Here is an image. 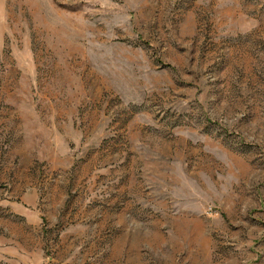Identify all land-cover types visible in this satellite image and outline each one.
<instances>
[{
    "label": "rangeland",
    "instance_id": "1",
    "mask_svg": "<svg viewBox=\"0 0 264 264\" xmlns=\"http://www.w3.org/2000/svg\"><path fill=\"white\" fill-rule=\"evenodd\" d=\"M0 264H264V0H0Z\"/></svg>",
    "mask_w": 264,
    "mask_h": 264
}]
</instances>
